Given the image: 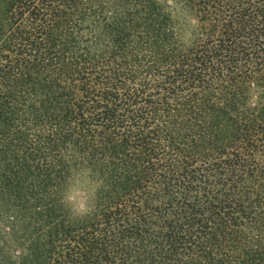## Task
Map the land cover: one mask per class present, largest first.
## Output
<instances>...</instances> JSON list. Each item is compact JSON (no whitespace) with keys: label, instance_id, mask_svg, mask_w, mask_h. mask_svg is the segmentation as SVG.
<instances>
[{"label":"trees","instance_id":"obj_1","mask_svg":"<svg viewBox=\"0 0 264 264\" xmlns=\"http://www.w3.org/2000/svg\"><path fill=\"white\" fill-rule=\"evenodd\" d=\"M0 264H264V0H0Z\"/></svg>","mask_w":264,"mask_h":264},{"label":"clouds","instance_id":"obj_2","mask_svg":"<svg viewBox=\"0 0 264 264\" xmlns=\"http://www.w3.org/2000/svg\"><path fill=\"white\" fill-rule=\"evenodd\" d=\"M161 0H157V3H160ZM169 5L174 6L175 0H168ZM192 23L198 28L199 20L197 17H192ZM191 34H188V39H186L185 43L190 44L191 42ZM84 189H78L76 193L70 196L68 199L71 202V211L78 216L79 218H84L90 215L94 209L91 205V195H84Z\"/></svg>","mask_w":264,"mask_h":264},{"label":"rangeland","instance_id":"obj_3","mask_svg":"<svg viewBox=\"0 0 264 264\" xmlns=\"http://www.w3.org/2000/svg\"><path fill=\"white\" fill-rule=\"evenodd\" d=\"M184 17H185V22L187 23V22H192V18L190 17V16H188L187 14L186 15H184ZM184 22V23H185ZM76 193V191L75 192H73V194H75Z\"/></svg>","mask_w":264,"mask_h":264}]
</instances>
